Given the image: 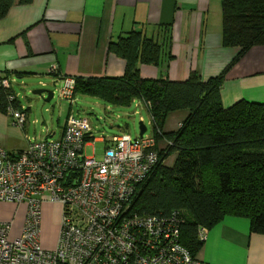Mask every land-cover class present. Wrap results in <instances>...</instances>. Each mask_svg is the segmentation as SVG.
<instances>
[{
    "label": "crops",
    "instance_id": "1",
    "mask_svg": "<svg viewBox=\"0 0 264 264\" xmlns=\"http://www.w3.org/2000/svg\"><path fill=\"white\" fill-rule=\"evenodd\" d=\"M221 1L33 0L13 5L0 19V78L9 81L20 108L26 111V122L15 125L8 112L0 111V145L18 153L31 141L39 140L29 138L31 108L19 100L13 85L32 91L37 88L35 83L63 86L65 78L122 76L126 62L109 45L131 30L161 43L166 41L165 50L171 57L157 66L139 64L142 78L183 81L191 72L201 80L219 75L237 53L236 48L222 44ZM220 95L224 107L240 99L264 102V45L250 48L229 68ZM133 102L148 113L143 102ZM188 114V110L168 113L162 132L177 131ZM66 118L55 138L61 135ZM55 134L50 131L40 139ZM95 143L104 142L91 136L84 148L92 146L94 150ZM156 144L159 150L167 146L164 139ZM170 157L173 160L174 154ZM42 204L40 242L45 249H53L60 218L42 235L50 218L47 205L42 209ZM0 220L9 219L0 213ZM195 257L201 264H264V234L252 232L246 217L225 215L206 229Z\"/></svg>",
    "mask_w": 264,
    "mask_h": 264
},
{
    "label": "trees",
    "instance_id": "2",
    "mask_svg": "<svg viewBox=\"0 0 264 264\" xmlns=\"http://www.w3.org/2000/svg\"><path fill=\"white\" fill-rule=\"evenodd\" d=\"M32 1L0 0V19L13 5ZM221 6L222 44L237 53L215 77L201 80L191 72L183 81L142 78L139 64L157 66L171 57L166 41L131 30L109 45L126 62L122 76L74 78L73 97L90 96L114 106L127 107L135 100L146 105L159 163L139 184L133 208L150 215L176 211L180 241L194 256L203 243L199 230L225 215L246 217L252 232L264 234V102L240 99L224 107L220 95L229 68L250 48L264 45V0H222ZM3 79L0 111L23 109ZM177 110L189 114L177 131L163 133L168 113ZM159 139L167 142L163 150L157 148Z\"/></svg>",
    "mask_w": 264,
    "mask_h": 264
},
{
    "label": "built area",
    "instance_id": "3",
    "mask_svg": "<svg viewBox=\"0 0 264 264\" xmlns=\"http://www.w3.org/2000/svg\"><path fill=\"white\" fill-rule=\"evenodd\" d=\"M74 87L65 78L59 97L72 100ZM8 110L13 124L25 125L23 109ZM91 132L86 116L69 111L58 138L31 141L18 153L0 145V202L26 204L19 236H10L12 219L0 220V264H201L180 241L176 211L150 215L133 208L139 184L159 163L153 136H99L106 146L97 159L83 153ZM47 201L62 209L53 249L40 242ZM205 236L200 229V239Z\"/></svg>",
    "mask_w": 264,
    "mask_h": 264
},
{
    "label": "rangeland",
    "instance_id": "4",
    "mask_svg": "<svg viewBox=\"0 0 264 264\" xmlns=\"http://www.w3.org/2000/svg\"><path fill=\"white\" fill-rule=\"evenodd\" d=\"M37 88L42 87L35 83ZM18 93L19 100L26 106H30V124L28 126V135L30 139H40L45 137L50 131L56 134L51 138H55L60 128L69 114V111L86 116L92 126V136H105L110 138L113 135H130L133 139L139 135V123L142 122L146 126L145 136L153 135V128L150 123V117L143 106L132 102L129 106H114L96 98L75 95L72 100L59 97V90L62 86L58 83L53 84L50 88L53 90V97L50 101L44 102L37 95H33L30 91L20 88L17 85L12 86ZM49 88V87H45ZM106 143H95L94 150L92 146L84 148L85 156H94L100 159ZM172 158L165 161L166 164L172 163ZM0 207V213H3L8 219H12L11 237L19 236L23 221L26 215V204L16 202H4ZM48 207L50 218L47 226L41 231V234L48 233L53 227L52 223L58 218L61 219V204L57 202H44ZM21 214L23 217H21ZM46 228V229H45ZM50 234V233H49Z\"/></svg>",
    "mask_w": 264,
    "mask_h": 264
},
{
    "label": "water",
    "instance_id": "5",
    "mask_svg": "<svg viewBox=\"0 0 264 264\" xmlns=\"http://www.w3.org/2000/svg\"><path fill=\"white\" fill-rule=\"evenodd\" d=\"M33 95H37L40 97L44 102H48L51 100L53 97V90L49 88L40 87V88H35L31 91ZM146 131V126L140 122L139 123V136L142 137Z\"/></svg>",
    "mask_w": 264,
    "mask_h": 264
}]
</instances>
